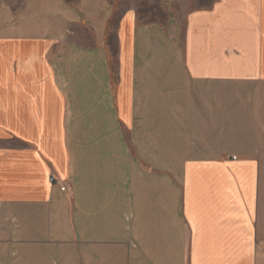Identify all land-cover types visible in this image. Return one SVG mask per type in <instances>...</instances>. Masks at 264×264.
<instances>
[{"label": "crops", "instance_id": "crops-1", "mask_svg": "<svg viewBox=\"0 0 264 264\" xmlns=\"http://www.w3.org/2000/svg\"><path fill=\"white\" fill-rule=\"evenodd\" d=\"M0 264H264V0H0Z\"/></svg>", "mask_w": 264, "mask_h": 264}, {"label": "built area", "instance_id": "built-area-1", "mask_svg": "<svg viewBox=\"0 0 264 264\" xmlns=\"http://www.w3.org/2000/svg\"><path fill=\"white\" fill-rule=\"evenodd\" d=\"M50 180L54 182V179H53V177H51V178H50ZM60 188H61L62 190H64V189H65V186H64V185H62Z\"/></svg>", "mask_w": 264, "mask_h": 264}, {"label": "rangeland", "instance_id": "rangeland-1", "mask_svg": "<svg viewBox=\"0 0 264 264\" xmlns=\"http://www.w3.org/2000/svg\"><path fill=\"white\" fill-rule=\"evenodd\" d=\"M151 8H152V7H151ZM152 14H153V15L158 14L157 10L152 11Z\"/></svg>", "mask_w": 264, "mask_h": 264}]
</instances>
